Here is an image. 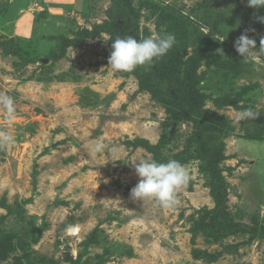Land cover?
Wrapping results in <instances>:
<instances>
[{"label": "rangeland", "instance_id": "1", "mask_svg": "<svg viewBox=\"0 0 264 264\" xmlns=\"http://www.w3.org/2000/svg\"><path fill=\"white\" fill-rule=\"evenodd\" d=\"M48 1L0 0V94L16 108L9 122L0 107V131L15 140L0 147V264H264V53L246 63L234 48L246 33L259 49L264 8L248 0H132L136 39L172 33L174 54L110 73L111 42L127 37L110 34L112 0H84L63 13ZM192 87L203 109L233 126L218 141L222 221L260 236L215 243L200 230L213 222L205 210L217 206L220 184L192 144L197 133H211L186 99ZM245 111L255 118H242ZM164 137L157 156L133 145L158 146ZM145 158L187 167L190 179L171 209L131 199L133 164Z\"/></svg>", "mask_w": 264, "mask_h": 264}, {"label": "clouds", "instance_id": "2", "mask_svg": "<svg viewBox=\"0 0 264 264\" xmlns=\"http://www.w3.org/2000/svg\"><path fill=\"white\" fill-rule=\"evenodd\" d=\"M248 7L253 9L264 8V0H248ZM264 23V17H260ZM175 35L161 30L159 34L137 40L133 36L116 38L111 42V52L108 57V69L111 72H133L138 66L152 64L155 60L164 57L174 46ZM235 51L244 62L251 61L257 51L264 53V36L260 38L257 49L256 41L248 35L242 34L235 41ZM223 54V50H218ZM224 55V54H223ZM0 107L11 122L15 119V102L12 97L0 94ZM242 118H255L251 111L240 113ZM14 137L7 132L0 131V147L14 143ZM138 183L131 189L130 197L133 201L155 200L161 208L171 209L176 203V193L185 186L189 179L187 167L177 160H168L166 163L155 159H140L133 164ZM72 226L67 231L71 232Z\"/></svg>", "mask_w": 264, "mask_h": 264}, {"label": "trees", "instance_id": "3", "mask_svg": "<svg viewBox=\"0 0 264 264\" xmlns=\"http://www.w3.org/2000/svg\"><path fill=\"white\" fill-rule=\"evenodd\" d=\"M112 4L117 9V12H115L114 14H109L110 19L114 21V27L112 28V31H110V34L117 33L118 36L122 37L130 36V28L132 25L131 36H133L134 38H138V35L140 33L138 27L140 13L139 11H136L134 9L133 1L112 0ZM172 49V53L174 54V48ZM176 52L179 53L177 50ZM173 56L174 55L167 59L166 64L162 67V69L164 70V74H166V72L169 71L168 68L172 66ZM179 57L180 54L177 57L178 63L180 61V63L183 64V59H179ZM180 82H182V84L186 83L184 82V80ZM187 92L189 93V95H186V99L188 98L189 100H191V104L194 105V113H198V116L202 119L200 127L205 131L211 132L210 134L205 133L204 135L201 133H197V137H194L192 144H196L199 146V156L205 163V167L207 172L209 173L210 178L216 183H219L221 186L218 187L219 189H217V191L215 192L216 194L214 193V199L217 206L211 211L205 210L207 215H213V222L211 224H201L199 226L200 230L203 231L204 236L207 239L212 240L215 243H223V241L226 240L228 237L237 235L241 232L250 231V233H254V229H246L245 227L234 225V223H223L222 221L227 216V207L223 202L224 196L226 195L224 177L219 168V164L224 160V149L222 145H219L218 141L225 131L231 132L233 130V126L230 123H227L225 119H223L216 113L211 112L210 110L203 109V104H201V101L203 100V95L199 94V92L197 93L194 87H192V89L190 88V90H188ZM175 94L180 99V101L183 102L182 97L184 94L181 92V90L178 89ZM198 103H200V105L197 107L196 105ZM168 112L171 114V117L173 118L174 122L176 124L179 123L181 117L177 113H173L171 109H168ZM205 123L207 124L205 125ZM165 139V137L162 138L161 142H159V145L154 147L151 146L148 141L143 140L136 141L133 143V145L137 147L139 146L146 148L150 152L155 153V155L157 156L163 146L166 145L167 140ZM255 235L259 234L255 232ZM1 247L2 245L0 244V250Z\"/></svg>", "mask_w": 264, "mask_h": 264}, {"label": "crops", "instance_id": "4", "mask_svg": "<svg viewBox=\"0 0 264 264\" xmlns=\"http://www.w3.org/2000/svg\"><path fill=\"white\" fill-rule=\"evenodd\" d=\"M48 1V0H47ZM52 6V10L53 11H57L60 10L62 13L65 11H72V10H77V5H79L80 3L82 4L84 2V0H49L48 1ZM64 10V11H63Z\"/></svg>", "mask_w": 264, "mask_h": 264}, {"label": "bare ground", "instance_id": "5", "mask_svg": "<svg viewBox=\"0 0 264 264\" xmlns=\"http://www.w3.org/2000/svg\"><path fill=\"white\" fill-rule=\"evenodd\" d=\"M77 232H78V229H76V228H73V230L71 231V233H73L74 235H76Z\"/></svg>", "mask_w": 264, "mask_h": 264}]
</instances>
